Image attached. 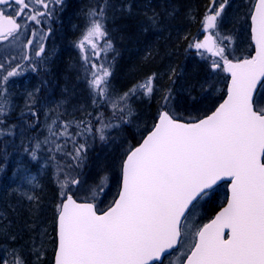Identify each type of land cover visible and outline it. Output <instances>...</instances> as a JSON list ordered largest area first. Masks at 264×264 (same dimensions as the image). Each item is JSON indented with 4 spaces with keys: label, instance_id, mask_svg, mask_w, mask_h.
I'll use <instances>...</instances> for the list:
<instances>
[{
    "label": "snow or ice",
    "instance_id": "obj_1",
    "mask_svg": "<svg viewBox=\"0 0 264 264\" xmlns=\"http://www.w3.org/2000/svg\"><path fill=\"white\" fill-rule=\"evenodd\" d=\"M62 3L63 0H0V41L15 39L14 34L26 27L27 21L40 24L41 18L52 15V6ZM228 6L229 0H209L202 21L204 38L188 45L197 49L202 58L201 49L218 57L212 60L211 68L230 76L226 99L210 115L183 121L171 106L169 89L162 97L166 110L158 113L143 141L126 153L117 198L106 210L97 209L95 198L99 193L95 190L92 202L74 198L71 187L79 185L80 180L65 167L82 165L88 137L98 136L103 141L106 130L119 125L105 123L98 115L95 119L99 126L94 132L91 121H63L57 111L47 125V136L35 141L31 158L38 160V153L46 151L48 159L56 163L60 187V202L54 208V264H264V0H254L247 16L255 46L251 57L235 56L231 50L233 37L221 34ZM89 17L90 27L78 47L84 50L87 44L98 58L100 52L112 47L110 40H105L103 48L97 44L108 35L104 7L90 11ZM149 19L156 23L155 14ZM43 52L41 46L36 55ZM18 68L19 65L6 68L0 63V70L6 72L3 84L19 74ZM110 75L103 63H91L89 86L94 105L108 101ZM154 79L155 74L111 101L114 115L119 112L121 119L131 116L128 99L138 93L151 96ZM0 91L7 89L0 87ZM4 115L6 108L0 103V117ZM78 137L85 142L80 143ZM69 143L71 150L67 149ZM57 153L75 163L60 165ZM107 179L101 178L100 191ZM35 180L26 178L34 188L39 186ZM222 181L229 186L226 205L208 223L190 220L202 201L213 198ZM20 195L31 202L29 211L35 215L39 197L27 191ZM13 223L0 211V238L10 242L7 258L0 259V264H45L47 229L41 228L25 244L17 246ZM25 228L31 233L35 224L25 222Z\"/></svg>",
    "mask_w": 264,
    "mask_h": 264
},
{
    "label": "trees",
    "instance_id": "obj_2",
    "mask_svg": "<svg viewBox=\"0 0 264 264\" xmlns=\"http://www.w3.org/2000/svg\"><path fill=\"white\" fill-rule=\"evenodd\" d=\"M68 1L67 10L69 16L65 27L71 32L69 38H67L68 45H71V40L80 33L79 31L82 30L83 24L82 21H79L75 26L73 20L80 16L81 3L85 1L88 5L90 1ZM130 1L107 0L105 5V0H97L98 4L95 7L93 6L97 11L102 6L104 7V24L108 33L102 42L103 46L98 45V47L103 48L105 40H110L112 45L110 49L100 52L97 58L86 44L85 50L90 56H88V60L85 63H82L81 60H78L79 57H76L79 53L76 48H72L69 55L62 57L65 65L69 61L72 62L74 60L81 68L84 77L82 81L78 80V83L81 82L82 86L81 89L77 90L79 94L74 97L76 103L73 105V109L75 111L70 113L66 108L65 112L60 115V119L63 121L89 120L92 122L95 132V128L99 126L95 118L100 115L105 123L119 125L118 128L122 129L123 135L127 137L128 143L132 148L138 146L143 137L151 130L154 123H156L158 113L166 110L162 97L169 89L171 90L170 102L172 107L177 111L178 118L183 121H189L188 117H191V111H194L193 114L198 111V108L202 105L200 102L211 99L209 106L201 110V117L197 118L201 119L205 115H209L210 112L218 107L217 105L220 101L225 98L227 78L221 70L217 69L214 71L211 68L213 59L210 61V58L212 55L201 49L199 51L204 52L205 55L202 58L198 54L197 49L188 47L193 40H203L204 38L205 33L202 29V21L209 5V0H173L169 7L159 9V11H156L155 7L161 0H144L141 4L140 18L137 19L128 18V15L125 17V9ZM153 14L157 18L154 24L149 19ZM83 15L85 14L82 13ZM145 20H149L150 25H146ZM152 25L156 26V29L160 31L154 37L147 33V30ZM145 31L146 34H144ZM117 33L124 35L127 40L123 42L118 38ZM79 36L80 34L76 37L77 40L80 39ZM91 63H103L111 72L108 77L109 99L98 105L92 103L95 97L89 86ZM65 65H60L58 61L53 63L50 68L44 69V73L47 74L42 77L35 75V73L38 74L37 71L28 69L24 76L32 78L34 84L39 81L37 82L39 84L38 92L46 98L39 100L36 106L28 109L13 110L9 113L7 111L8 114L0 117V121H2L0 122V168L3 169L0 171V211H3L8 215L9 219L14 221L11 229L13 233L18 234V239L15 241L17 246L25 244L29 237L35 236L41 228L47 229L48 243L45 264H54V208L60 202V187L57 183L56 163L48 159L49 154L42 150L38 153L40 158L33 160L30 156V151L36 140L42 141L47 136V125L49 123H45L46 114L42 109V103H40L46 102L49 96L48 88L53 85V83H49L47 78L49 76L53 78L57 76L59 78V74L63 75L64 82L60 83L58 91H61L64 85L67 86V89L78 87L75 84L76 81L68 83L71 80L67 81L66 79L68 69ZM55 67L58 68L57 71H55ZM218 71L220 74L218 76L214 75L213 72ZM153 74H155V79L151 96L139 93L130 96L127 105L131 109L132 115H124L123 119H121L122 114L119 112L114 115L110 107L111 101L117 100L134 85L143 83ZM218 89L217 96L213 95ZM181 91L184 92L182 96L180 95ZM48 122H51V120ZM136 126L143 127L142 134L136 133ZM72 130L75 131L74 128ZM107 131L105 133L106 139L103 141L98 136H95V138L88 137L87 152L84 154L80 167H73L72 169L65 167V171H71L80 180L79 185L71 187V192L77 201L92 202L91 194L85 191L89 186H96L93 188L99 194L95 200L100 199L102 192L109 190L108 188L106 189V186L111 188L113 183L117 185L119 183V192L121 165L126 154L121 156L120 159L109 160L110 158H107L105 162H100L101 168H105L103 167L104 164L108 165V168L103 171L98 170L95 163L99 154H102L101 151L109 145ZM78 140L80 143L85 142L84 138L78 137ZM25 148H28L29 152H26ZM67 149L71 150L70 143L67 145ZM56 160L59 161L60 165L75 163L66 157L62 158L59 153L56 154ZM22 167L27 173L30 172V177L36 178L35 183L39 185L35 188L31 185V193H35L39 197L38 211L35 215H32L29 211L32 207L31 202L20 194L12 192L16 186L20 185L21 179H14V177L17 174L18 176L21 175L22 172L19 173L18 170ZM112 170L115 171L113 172ZM59 176L62 180L63 173H60ZM105 176L108 178L107 183L103 187V191H100L98 186L101 178ZM223 188L225 189V187ZM221 190V188L216 190L215 197L206 203L207 208H213L214 205L215 211L213 214L224 203L225 197L220 192ZM116 197L117 194L111 201L113 202ZM221 198H224L223 202L218 205ZM112 202L102 199L100 205L105 206V209H107ZM13 208L16 209L15 213L12 211ZM25 222L29 225L35 224V228L31 233L25 228ZM9 243L0 238V250L3 251L4 246L6 250H9ZM5 257L7 258V256L3 257L0 255V259Z\"/></svg>",
    "mask_w": 264,
    "mask_h": 264
},
{
    "label": "rangeland",
    "instance_id": "obj_3",
    "mask_svg": "<svg viewBox=\"0 0 264 264\" xmlns=\"http://www.w3.org/2000/svg\"><path fill=\"white\" fill-rule=\"evenodd\" d=\"M91 2V0H89ZM97 1V0H96ZM248 0H237L236 3H231L230 5L233 7H230L228 13L226 14V19L220 26V31L221 34H225V35H230L233 37L234 43L232 44V48L231 50L234 52L235 56L237 57H247V51L248 50L246 48L247 43H246V38L242 32L243 29H233L232 28V23L233 24H242L244 21L243 19L246 17L244 16V14L240 13L239 11H237L238 7H242V6H246L249 5L247 3ZM82 2V1H81ZM90 5V3H88ZM95 7V6H94ZM94 7L89 8V6L87 5V3L82 2L81 6H80V16H82V13H84L85 15H83V19H82V30H80L79 34V40H77L76 44H75V48L79 50V53L76 55V57H79L78 60H81L82 63H85L86 60L84 59L85 56H90L89 53H87V51L81 50L78 47V44L83 36V34L85 33L86 29L88 27H90V17H89V12L92 11L94 9ZM82 8V9H81ZM82 10V11H81ZM88 10V11H87ZM245 9H243L244 11ZM99 18V17H96ZM239 19V20H238ZM238 20V21H237ZM228 24L230 25L231 28L228 27ZM76 26V25H75ZM237 27H241L240 25H237ZM75 29V28H73ZM24 31V30H23ZM25 32V31H24ZM19 33L17 34V37H15V39H13L11 42H8L6 44H4L3 46H0V63H4L6 68H15L17 65H19V68L17 69L18 71V75H16L15 77H11L9 78L8 82L6 84H3L2 82V77L3 75L6 74V72L0 70V87L2 88H6L7 91L3 92L0 91V98H2V100H0V103H2L5 108H6V114H8L9 112L13 111V110H19V109H28L30 107L36 106L38 104V101L43 99V96L40 95V93L38 92L39 89V84L37 82H35V84L33 83V79L28 77L26 78V76H24L26 74V71L32 70L33 69V64H34V60L36 55L37 50H39V48L43 45V41H44V36H42V31L40 33V31H37V33H33L31 35V31L26 30V33ZM238 34H236V33ZM77 34L76 36H74V38L71 40V45L74 43L75 38L79 35ZM105 39V38H104ZM104 39H99L97 40V44L99 46H103L102 42ZM29 41H31V43H29ZM225 43H227V41H225ZM91 49V48H90ZM210 55H212L211 53H208ZM205 56V55H204ZM39 57V56H37ZM232 58V57H230ZM212 59H218V57H211L210 61ZM79 66V65H78ZM75 61L72 60V65L71 68L75 69ZM81 69V68H80ZM214 75H219L220 72H213ZM223 73V71H222ZM91 74H89L90 77ZM84 77V76H83ZM91 78V77H90ZM73 79H71L70 82H73ZM75 80V79H74ZM36 81V80H35ZM68 81V80H67ZM66 84V83H65ZM68 85V84H67ZM219 89L216 91V93L214 92L213 95L218 94ZM31 93V96L29 95ZM79 94V91L70 88L67 89V86L64 85L61 89V91L58 92L57 96H52L49 94L48 99L46 100V102H40V103H44L42 106V109L44 110L46 116L48 117L47 120L45 121V123H50L48 121H50L52 119L53 116L56 115L57 111L60 114H63V112H65V109L67 108V111L69 110L70 113H73L75 111V109H73V105L76 103L74 101V97ZM184 94V92H180V95L182 96ZM34 101V102H33ZM202 103L201 107L198 108V111L195 112V114H193V112L191 111L192 115H190L191 117H188V120H191L193 118L197 119L198 117H201L202 113L201 110L205 109L206 107L209 106V104L211 103V99L205 100ZM172 106V104H171ZM173 108V107H172ZM175 114L177 117H179L177 115V111L175 110V108H173ZM8 111V113H7ZM142 128H140L139 126H136V133L138 134H142ZM24 130V129H21ZM22 132V131H21ZM122 129H119L118 127H112L110 129H108L107 134V140L109 145H107V147H105V149H103L101 152L102 154H99V156L97 157L95 163H96V168L98 170H106L108 167V165L106 166L105 164L103 165V167L105 168H101L100 166V162H105V159L110 158L109 160H114L115 158H119L121 156H124V154H126L128 152V150L131 148V145L128 143V139L125 135H123L122 133ZM21 135V134H20ZM20 135H18L20 137ZM94 163V164H95ZM113 172L115 170H112ZM19 173H21L20 176H18V174L16 175V177H14V179L19 180V178L21 179V181L19 182L20 185L16 186L15 189L12 191L15 194H20V192H30L31 193V185H29L26 181L27 177H30V172H26L23 167L18 170ZM118 185L113 183L110 186H106V189L108 188L109 190L107 192H102L100 199H96V203H97V207L98 210H104L105 206L100 205L101 200H108L110 203L112 202V198L117 194L118 192ZM96 187V186H93ZM92 186H89L85 191L86 193H90L92 194V191L95 190V188H93ZM86 188V187H84ZM19 190V191H17ZM96 191V190H95ZM215 196H213L214 198ZM212 198V199H213ZM211 199V200H212ZM224 198L220 199L219 204H222ZM206 203L207 202H201L200 205L197 206V208L194 210V215L193 217L190 218V220H194L195 223L197 224H203L205 221L208 220L209 216L213 214V212L215 211V207L213 205V208H207L206 207ZM5 247V246H4ZM3 247V251L0 250V255L1 256H7L5 253L8 251L6 250V248ZM6 258V257H5ZM172 259L175 260L176 259V255L172 256ZM165 264H168V262L166 261Z\"/></svg>",
    "mask_w": 264,
    "mask_h": 264
},
{
    "label": "flooded vegetation",
    "instance_id": "obj_4",
    "mask_svg": "<svg viewBox=\"0 0 264 264\" xmlns=\"http://www.w3.org/2000/svg\"><path fill=\"white\" fill-rule=\"evenodd\" d=\"M68 2H69L68 0H63L62 4L52 6V15L50 17L41 18L40 24H36L34 21H27L26 27L22 28L18 33L14 34L15 37H17V34H19V33L21 34L24 31H25L24 32V34H25L26 30H28V31L30 30L31 35L33 33H37V31H40V33L42 31L41 34H42V36L45 37L44 41H43V45H42L44 48V52L39 57H37V56L35 57V60H34L35 61L34 64L36 65L35 71L38 72V74L35 73L36 76L37 75L41 76V77L44 76L45 74H47V73H44V69L50 68L53 63H56L57 61L59 62V60H61L62 57H65V54L60 53V50H61L60 44H62L64 42L67 43V38H69V35H68L69 29L67 27H65V23L68 21V16H69V13L67 10ZM236 2H237V0H229V6L225 9L226 14L228 13L230 7H233V5L231 6L230 4L231 3L234 4ZM247 3L249 5L237 8V11H239L241 14L243 13L244 16H246L243 19L244 22L242 24H240V23L233 24L232 23V28L233 29H236V28L243 29L241 33L246 35L245 36L246 43H247L246 48L248 49V50H246L247 54H248L247 57H251L254 53V49H253V42L251 41L250 20L247 19V16L249 15V9L253 5L254 0H248ZM243 9H245V10L243 11ZM225 19H226V17H225ZM225 19H224V21H225ZM18 22L19 23H25L24 20H18ZM223 25H224V23H223ZM237 25H240L241 27H237ZM228 27L231 28L229 24H228ZM236 34H238V33H236ZM12 40H13L12 38H9L6 41H0V46H3L4 44L11 42ZM54 56H55V58H54ZM66 64H67L66 65V68H67V66L72 65V62L69 61V63H66ZM67 73H68V71H67ZM223 186L219 187L222 189L220 192L225 197L224 203L222 206H224L226 204V198L228 196L227 188L225 187V189H224ZM218 189H216V190H218ZM214 214H213V216L208 218L207 222H209L214 217ZM207 222H205V223H207Z\"/></svg>",
    "mask_w": 264,
    "mask_h": 264
},
{
    "label": "bare ground",
    "instance_id": "obj_5",
    "mask_svg": "<svg viewBox=\"0 0 264 264\" xmlns=\"http://www.w3.org/2000/svg\"><path fill=\"white\" fill-rule=\"evenodd\" d=\"M142 1H144V0H131L130 1V3H128V6H129V4L131 5V11H129L128 10V7L125 9L126 10V12H125V17H126V15H128V18H130V17H132V18H134V19H137V18H140V10L142 11V9H141V4H142ZM173 3V0H161V1H159V3L156 5V7H155V5H154V7H155V9H156V11H159V9H163V8H166L167 6L169 7L170 6V4H172ZM98 4V2L96 1V0H91V2H90V5L88 4V6L90 7V8H92L93 6H96ZM147 16V15H146ZM82 19H83V16H81V17H79V18H77V19H74L73 20V24H75V25H77L78 24V22L79 21H82ZM145 22H146V25H150L149 24V20H145ZM145 25V26H146ZM160 31L158 30V29H156V26H154V25H152V27L151 28H149L148 30H147V33H150L153 37L155 36V35H157L158 33H159ZM71 32H69L68 31V35L70 34ZM144 34H146V31H145V33ZM117 36H118V38L119 39H121L123 42H125L127 39H126V37H124V35H121L120 33H117ZM117 38V39H118ZM118 39V41L119 42H121L120 40ZM76 42H77V38H75V41H74V43L72 44V45H68V43H66V42H64V43H62V44H60V46H61V50H60V53L61 54H65L66 56L67 55H69L70 54V51H71V49L72 48H75V44H76ZM54 58H55V56H54ZM63 59L64 58H61V60H59V64L61 65H65V62L63 61ZM67 65V64H66ZM65 65V66H66ZM75 69H73V68H71V66L69 65V66H67V69H68V76L66 77V79L67 80H71L72 78H74L73 79V81H76V85L78 86L77 88H75V90H79V89H81V86H82V83L80 82V83H78V80H80V81H82L83 79V75H82V72H81V69L79 68V66H78V64L75 62V67H74ZM55 71H57V67H55ZM60 70H62V69H60ZM54 71V72H55ZM48 79V81H49V83H53V85H51L49 88H48V92H49V94L51 95V98H52V96H56V94L59 92L58 90L60 89V83H62V82H64V80H63V75L62 74H59V78L56 76V78L54 77H50L49 76V78H47ZM56 81H55V80ZM77 79V80H76ZM55 83V84H54ZM43 98H46L45 96L43 97ZM47 100V99H46ZM44 104V103H43ZM42 104V105H43ZM47 116H46V120H47Z\"/></svg>",
    "mask_w": 264,
    "mask_h": 264
},
{
    "label": "water",
    "instance_id": "obj_6",
    "mask_svg": "<svg viewBox=\"0 0 264 264\" xmlns=\"http://www.w3.org/2000/svg\"><path fill=\"white\" fill-rule=\"evenodd\" d=\"M253 46H254V44H253ZM254 48H255V46H254ZM253 55H255V50H254ZM224 73H225L226 76L228 77V83H227V84L229 85V83H230V76H229L228 73H226V72H224ZM227 88H228V86H227ZM225 95L227 96V90H226V94H225ZM224 99H226V97H225ZM224 99H223V100H224ZM223 100H222L220 103H222ZM218 106H219V105H218ZM210 114H211V113H210ZM210 114H209V115H210ZM142 141H143V140H142ZM223 183H226V182H223V181L220 182V183H219V186L222 185ZM228 194H229V187H228ZM79 202H80V201H79ZM225 205H226V204H225ZM225 205H224V206H225ZM217 213H218V212H217ZM217 213H216V214H217ZM216 214H215V215H216ZM225 234L227 235V230H225Z\"/></svg>",
    "mask_w": 264,
    "mask_h": 264
}]
</instances>
